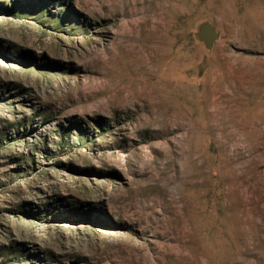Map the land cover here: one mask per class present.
Returning <instances> with one entry per match:
<instances>
[{"label":"rangeland","instance_id":"rangeland-1","mask_svg":"<svg viewBox=\"0 0 264 264\" xmlns=\"http://www.w3.org/2000/svg\"><path fill=\"white\" fill-rule=\"evenodd\" d=\"M0 264H264V0H0Z\"/></svg>","mask_w":264,"mask_h":264},{"label":"bare ground","instance_id":"bare-ground-1","mask_svg":"<svg viewBox=\"0 0 264 264\" xmlns=\"http://www.w3.org/2000/svg\"><path fill=\"white\" fill-rule=\"evenodd\" d=\"M180 80H181V82L183 83L184 82V77L183 76H181V78H180ZM183 223H184V221H179V223H177L176 225H175V227H171V228H169V230L171 231V234L172 235H178L179 236V239H180V241H182L181 243H180V245H181V248L183 249L184 248V246H185V242L182 240V239H184V238H182L183 236H185V233H184V231H182V229L184 228L183 227ZM176 229H177V231H176ZM178 233V234H177ZM167 234L168 235H171L169 232H167ZM182 238V239H181ZM179 241V242H180ZM133 248V247H132ZM135 248V247H134ZM133 248V249H134ZM184 253V252H183ZM182 260H184L185 258H181Z\"/></svg>","mask_w":264,"mask_h":264}]
</instances>
